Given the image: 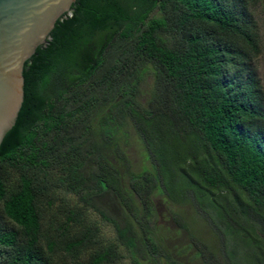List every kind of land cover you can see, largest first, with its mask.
Wrapping results in <instances>:
<instances>
[{"label": "trees", "instance_id": "trees-1", "mask_svg": "<svg viewBox=\"0 0 264 264\" xmlns=\"http://www.w3.org/2000/svg\"><path fill=\"white\" fill-rule=\"evenodd\" d=\"M260 1L76 0L24 64L23 104L0 145V264H186L165 248L155 194L209 208L264 260ZM132 137L149 164L140 173ZM236 190L239 210L225 196ZM202 247L201 264H234Z\"/></svg>", "mask_w": 264, "mask_h": 264}, {"label": "rangeland", "instance_id": "rangeland-1", "mask_svg": "<svg viewBox=\"0 0 264 264\" xmlns=\"http://www.w3.org/2000/svg\"><path fill=\"white\" fill-rule=\"evenodd\" d=\"M253 22L261 38V54L253 61L251 67L255 73L256 79L259 81L261 91L264 94V0H261L255 8L253 12ZM150 82L151 78L145 79L142 86L143 90H148ZM141 100L143 101V97ZM126 153L134 172L140 173L145 169H149V164L142 152V148L133 137L130 141V145L126 148ZM217 195L218 193L212 190L204 193L206 199ZM225 196L227 197V201L235 205L237 210H239L238 206L240 203L243 204V206L248 203L245 194L237 190L229 194L227 193ZM166 197L167 196L155 194L152 198V203L157 216V224L160 227L159 231H161L164 239L165 248L169 250L174 259L186 264H201L203 256H197V251L203 250V242L210 240L213 243L212 250L217 251V249L221 247V249H223L221 254L224 255L229 252V256L234 264H264V260H261L260 257L258 262L255 261L262 246L259 244L255 247L252 245L250 238L241 241L239 239L240 237L226 232L223 225H221L213 213L209 211V208H204V206L200 207L197 203H193L192 205L179 204ZM226 206H228V204ZM204 212H209L211 217L207 216L208 213L206 215ZM174 213H179L183 219L175 217V215H173ZM191 217L195 218L189 225L191 231H184L176 226L175 223L182 224V220L188 221ZM251 217L252 216L248 218V223H250ZM93 219H96L94 215ZM233 221H235L233 219V214L230 213L229 223ZM100 227L104 242L114 239L115 234L110 225L100 222ZM254 233L257 235V238H264L257 228ZM239 236L241 235L239 234ZM188 245H191L189 249L187 248ZM123 263L130 264V256L126 257Z\"/></svg>", "mask_w": 264, "mask_h": 264}, {"label": "water", "instance_id": "water-1", "mask_svg": "<svg viewBox=\"0 0 264 264\" xmlns=\"http://www.w3.org/2000/svg\"><path fill=\"white\" fill-rule=\"evenodd\" d=\"M76 0H0V145L24 100V64Z\"/></svg>", "mask_w": 264, "mask_h": 264}]
</instances>
